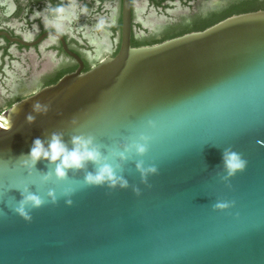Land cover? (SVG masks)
I'll use <instances>...</instances> for the list:
<instances>
[{"label": "water", "instance_id": "water-1", "mask_svg": "<svg viewBox=\"0 0 264 264\" xmlns=\"http://www.w3.org/2000/svg\"><path fill=\"white\" fill-rule=\"evenodd\" d=\"M36 100L50 110L28 124ZM73 118L104 143L152 119L143 159L158 172L142 184L129 162V188L85 187L26 222L12 210L17 188L63 185L40 183L47 161L29 174L18 159L52 131L67 141ZM0 125V264H264V9L131 46L130 0H120L116 53L19 99ZM229 146L247 161L231 187L219 178ZM218 201L235 203L213 210Z\"/></svg>", "mask_w": 264, "mask_h": 264}, {"label": "flooded vegetation", "instance_id": "flooded-vegetation-1", "mask_svg": "<svg viewBox=\"0 0 264 264\" xmlns=\"http://www.w3.org/2000/svg\"><path fill=\"white\" fill-rule=\"evenodd\" d=\"M193 1L130 0V43L156 42L163 30L200 21L232 0H214L202 12L192 10ZM172 8L188 15L172 18ZM119 39L120 0H0V113L62 76L113 56Z\"/></svg>", "mask_w": 264, "mask_h": 264}, {"label": "clouds", "instance_id": "clouds-1", "mask_svg": "<svg viewBox=\"0 0 264 264\" xmlns=\"http://www.w3.org/2000/svg\"><path fill=\"white\" fill-rule=\"evenodd\" d=\"M49 110L50 105L36 100L32 104V111L26 114L25 122L32 124L37 115H46ZM70 123L73 126V134L68 135L67 141L64 139V131H52L44 136V139H34L29 153L26 156L22 154L18 159L19 164L29 170V174L35 170L38 161H47V171H38L40 183L63 185L59 192L55 188H49L43 195L31 191L27 185L18 187L20 199L12 210L26 222H31L30 213L33 209H39L46 203L54 205L60 198L64 199L67 206H71L73 203L71 197L85 187L129 188V182L124 176L125 166L129 162L134 164L142 184L147 185L148 177L158 172L154 163H146L143 159L153 139L147 129L156 127L152 119L143 122L144 130L133 129L131 134L122 140H114L111 143L101 142L93 133L76 127L78 122L75 118ZM221 165L224 174L219 178L227 187H231L230 178L237 172H243L247 161L229 146L222 150ZM69 173H72L73 177L77 173H83V179H70ZM132 191L140 195L138 187L132 186ZM234 203L218 201L213 205V210H226L233 207Z\"/></svg>", "mask_w": 264, "mask_h": 264}, {"label": "trees", "instance_id": "trees-1", "mask_svg": "<svg viewBox=\"0 0 264 264\" xmlns=\"http://www.w3.org/2000/svg\"><path fill=\"white\" fill-rule=\"evenodd\" d=\"M165 7H167V5L165 3H162V8ZM257 9H264V0H232L230 3H227L222 8L211 11L207 17L201 19L200 21H196L190 25L181 22L176 27L173 28L169 27L167 30H163L161 39L153 43H157L164 39L177 36L188 31L201 30L215 23L216 21L232 14L257 10ZM153 43H148V44H153ZM130 45L139 46L138 44H134V43H130Z\"/></svg>", "mask_w": 264, "mask_h": 264}, {"label": "rangeland", "instance_id": "rangeland-1", "mask_svg": "<svg viewBox=\"0 0 264 264\" xmlns=\"http://www.w3.org/2000/svg\"><path fill=\"white\" fill-rule=\"evenodd\" d=\"M214 0H208V1H201V0H196L192 2V10L195 11H205L208 8L213 7V2ZM226 3H220L218 6H223ZM172 18H178V17H186L188 15V12L186 9H181V8H172L170 11Z\"/></svg>", "mask_w": 264, "mask_h": 264}, {"label": "snow or ice", "instance_id": "snow-or-ice-1", "mask_svg": "<svg viewBox=\"0 0 264 264\" xmlns=\"http://www.w3.org/2000/svg\"><path fill=\"white\" fill-rule=\"evenodd\" d=\"M0 127H3V125H0Z\"/></svg>", "mask_w": 264, "mask_h": 264}]
</instances>
